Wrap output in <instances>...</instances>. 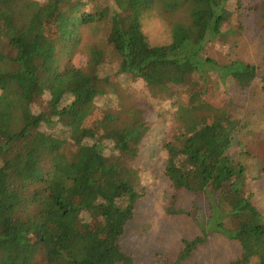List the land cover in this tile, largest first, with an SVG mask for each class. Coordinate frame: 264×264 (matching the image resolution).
Masks as SVG:
<instances>
[{"label":"trees","instance_id":"obj_1","mask_svg":"<svg viewBox=\"0 0 264 264\" xmlns=\"http://www.w3.org/2000/svg\"><path fill=\"white\" fill-rule=\"evenodd\" d=\"M241 9L240 0H0V264H206L194 258L213 235L239 246L229 264H264V138L248 122L264 74L235 55L224 28ZM148 13L167 40L145 32ZM139 100L173 131L162 143L167 213L198 229L153 263L123 246L157 177L142 157L162 121L111 105ZM187 197L191 208H179Z\"/></svg>","mask_w":264,"mask_h":264},{"label":"rangeland","instance_id":"obj_2","mask_svg":"<svg viewBox=\"0 0 264 264\" xmlns=\"http://www.w3.org/2000/svg\"><path fill=\"white\" fill-rule=\"evenodd\" d=\"M242 9L235 14L233 19L224 25L225 30L232 32L228 41L239 42V48L235 54L246 63L255 64L259 67L260 74H264V28L260 26L259 10L260 0H240ZM144 30L154 42H163L167 40L163 24L152 14L148 13L144 20ZM236 32L235 34H233ZM222 49L217 45L212 48V54L215 58H221ZM222 62V61H220ZM76 65H83L84 60L77 55ZM126 78L122 79L125 88ZM135 87L144 89L142 83H136ZM129 90V89H128ZM252 110L259 113L249 123L259 124L256 128L258 135L264 138V94L257 92L256 97H252ZM114 102V101H113ZM130 105L137 106L146 114V120L152 124L162 121L161 132L155 127V132L147 139L145 151L142 157L143 163L151 167L157 173L156 180L151 186L148 197L140 202L137 218L130 226L123 241V246L128 254L134 255L138 260L144 263H153L154 254L162 253L166 255H176L184 240L192 239L198 229L193 220L185 215H171L167 213L168 202V181L164 174L165 161L163 162V140L173 137V131L169 124V117L159 119L152 111L147 110L145 103L141 100L124 103H112V108L117 111H125ZM244 113V112H243ZM237 115L238 118H243ZM147 115V116H146ZM154 127V126H153ZM254 136V134H252ZM169 198V195H168ZM194 197H187L181 203L179 208H191ZM207 208V207H205ZM173 210V209H172ZM240 254L239 246L221 235L210 237L208 244L201 248L195 255L196 261L206 264H229Z\"/></svg>","mask_w":264,"mask_h":264}]
</instances>
